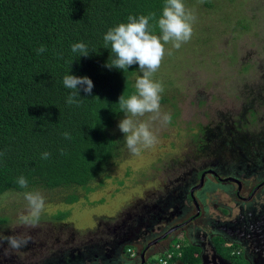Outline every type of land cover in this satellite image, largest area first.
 <instances>
[{"label": "rangeland", "instance_id": "374dc122", "mask_svg": "<svg viewBox=\"0 0 264 264\" xmlns=\"http://www.w3.org/2000/svg\"><path fill=\"white\" fill-rule=\"evenodd\" d=\"M183 3L196 17L192 37L178 50L166 44L161 66L152 76L164 88L161 112L172 117L167 125L154 122L159 142L134 155L124 141L103 186L92 183L91 193L82 188L40 190L45 208L35 224L18 220L28 211L23 195L0 196V235L31 236L18 250L10 249L7 243L0 246L5 264H55L62 254L70 260V251L90 259L98 254L113 258L119 255V233L127 234L150 204L158 201L172 209L169 202L179 198L177 186L186 185L199 170L223 163L240 173L243 166L263 165L264 0ZM140 119L147 120L148 115ZM223 143L232 145L224 148ZM256 172L263 180L264 170ZM256 177H249L248 182H256ZM219 187L206 193L209 212L221 214L219 209L226 206L235 214L233 202ZM73 193L78 198L68 203V195ZM258 198L264 205V186ZM178 241L185 243L181 237L172 238L161 241L158 248L171 249ZM138 247L134 245L136 251ZM159 253L148 254L146 264Z\"/></svg>", "mask_w": 264, "mask_h": 264}, {"label": "trees", "instance_id": "16d2710c", "mask_svg": "<svg viewBox=\"0 0 264 264\" xmlns=\"http://www.w3.org/2000/svg\"><path fill=\"white\" fill-rule=\"evenodd\" d=\"M163 3L0 0V152L4 153L0 158V196L69 188L91 193L92 183L103 186L124 144L118 129L124 117L118 98L123 92L126 96L134 93L135 80L141 75L135 64L125 71L104 67L112 53L110 46L105 48L103 35L109 28L126 23L129 15L154 12L158 18ZM150 25L159 35L154 20ZM80 41L88 45L87 58L70 51V46ZM42 45L46 51L38 54ZM58 53H63V59L57 58ZM66 74L87 76L93 82L91 95L78 90L83 99L79 107L65 103L72 91L63 86ZM65 131L71 140L64 139ZM45 151L51 153L47 160L41 159ZM21 175L28 181L27 188L16 183ZM68 196V203L78 198L75 193ZM180 244L181 255L174 257L172 264H201L196 247ZM215 247L232 264H247L242 255L224 252L220 239Z\"/></svg>", "mask_w": 264, "mask_h": 264}, {"label": "flooded vegetation", "instance_id": "af4514ba", "mask_svg": "<svg viewBox=\"0 0 264 264\" xmlns=\"http://www.w3.org/2000/svg\"><path fill=\"white\" fill-rule=\"evenodd\" d=\"M231 145L223 143L222 147L230 148ZM257 170H264V162L252 168L243 166L239 169L240 173L232 171L230 167L225 168L223 163L215 164L212 169H201L186 185L177 186L179 198L175 203L169 202L172 209L158 201L150 204L145 208V214L141 213L135 224L129 226L127 234L119 233L116 241L119 255L112 258L109 254H98L90 259L82 254L74 256L70 251L67 252L70 260L66 261L62 254L54 263L86 264V261H90L89 264H101L100 261H103V264H146L148 254L164 250L165 247L161 250L158 248L161 241L181 237L184 245L199 250L204 264H232L216 250L215 241L219 239L224 252L242 255L247 264H264V205L257 202L264 179H260L262 176ZM255 175H258L256 182H248V178ZM208 176L217 185L208 180ZM218 185L233 202L235 214L226 206L219 209L221 214L209 212L205 205L206 193L213 192ZM134 245L139 246L138 251ZM142 253L144 257H141ZM0 259H6L1 250ZM0 264L5 263L0 260Z\"/></svg>", "mask_w": 264, "mask_h": 264}, {"label": "clouds", "instance_id": "9594fccd", "mask_svg": "<svg viewBox=\"0 0 264 264\" xmlns=\"http://www.w3.org/2000/svg\"><path fill=\"white\" fill-rule=\"evenodd\" d=\"M196 17L192 11L188 10L183 0H164L161 14L157 18L156 13L148 15H129L126 23H119L111 27L103 35L105 48L110 46L112 53L111 61L105 63L104 67L109 70L115 68L125 71L132 65L139 66V72L135 80V92L125 95L124 92L118 98L120 113L124 118L118 123V129L123 134V139L128 150L139 155L142 148H149L156 145L159 141L153 130L154 122L167 125L171 122L169 113L161 112V93L164 91L160 82L152 79L153 74L160 68L161 62L165 56V44L171 43L174 49H179L183 43L188 42L193 34V23ZM155 21V27L159 29V35L154 33L150 21ZM46 48L42 45L37 49V53H43ZM73 54L85 58L89 55L88 45L83 41L73 43L70 46ZM168 51V55H171ZM58 59H63V53L57 54ZM72 63V62H71ZM70 63V64H71ZM63 86L72 90L67 96L65 103L67 105L80 106L83 99L79 97L78 90H82L86 95L92 94L93 82L87 76L77 77L66 74L63 77ZM95 98V97H94ZM98 99V98H96ZM148 115L147 120H141V117ZM63 137L71 140L69 132L65 131ZM61 155L65 152L60 150ZM51 153L45 151L41 153V159H49ZM4 156L0 152V158ZM16 183L21 188L28 187V181L23 175L19 176ZM28 204L27 214H20L18 220L24 224H35L45 208V198L40 191H25L22 193ZM31 240V236H3L0 235V246L7 243L10 249L18 250L25 247ZM182 243L181 241H178ZM176 243V245L181 244ZM173 252H177L172 250ZM171 252L169 248L157 257ZM180 252V249H179ZM153 262V261H152ZM174 264H179L177 261Z\"/></svg>", "mask_w": 264, "mask_h": 264}, {"label": "built area", "instance_id": "2783aa9c", "mask_svg": "<svg viewBox=\"0 0 264 264\" xmlns=\"http://www.w3.org/2000/svg\"><path fill=\"white\" fill-rule=\"evenodd\" d=\"M180 245L175 246V251L177 252H167L161 257H157L153 260L152 264H172L174 257H180L181 253L179 252Z\"/></svg>", "mask_w": 264, "mask_h": 264}, {"label": "crops", "instance_id": "0c3cea01", "mask_svg": "<svg viewBox=\"0 0 264 264\" xmlns=\"http://www.w3.org/2000/svg\"><path fill=\"white\" fill-rule=\"evenodd\" d=\"M168 248H169V246H168ZM167 249H165L164 251H162V252H160V253H164L165 251H166ZM159 253V254H160ZM201 257V256H200ZM2 262H4L5 260L4 259H0ZM201 260H202V258H201ZM204 261V260H203ZM7 264V263H6Z\"/></svg>", "mask_w": 264, "mask_h": 264}, {"label": "water", "instance_id": "95a60500", "mask_svg": "<svg viewBox=\"0 0 264 264\" xmlns=\"http://www.w3.org/2000/svg\"><path fill=\"white\" fill-rule=\"evenodd\" d=\"M201 180H202V179H201ZM197 188H198V187H197ZM141 257H144V253H142ZM200 259H201V257H200ZM201 264H204V261H203V260H201Z\"/></svg>", "mask_w": 264, "mask_h": 264}]
</instances>
